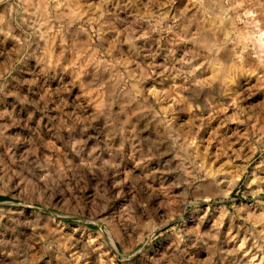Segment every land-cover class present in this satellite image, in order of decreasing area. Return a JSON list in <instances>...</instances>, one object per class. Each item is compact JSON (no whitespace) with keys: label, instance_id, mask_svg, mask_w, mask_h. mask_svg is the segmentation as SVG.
<instances>
[{"label":"rangeland","instance_id":"374dc122","mask_svg":"<svg viewBox=\"0 0 264 264\" xmlns=\"http://www.w3.org/2000/svg\"><path fill=\"white\" fill-rule=\"evenodd\" d=\"M0 264H264V0H0Z\"/></svg>","mask_w":264,"mask_h":264},{"label":"trees","instance_id":"16d2710c","mask_svg":"<svg viewBox=\"0 0 264 264\" xmlns=\"http://www.w3.org/2000/svg\"><path fill=\"white\" fill-rule=\"evenodd\" d=\"M5 198H6V197L0 195V200H3V199H5Z\"/></svg>","mask_w":264,"mask_h":264}]
</instances>
